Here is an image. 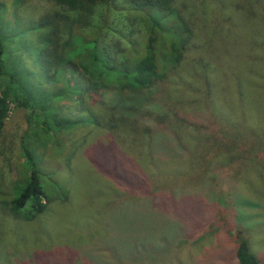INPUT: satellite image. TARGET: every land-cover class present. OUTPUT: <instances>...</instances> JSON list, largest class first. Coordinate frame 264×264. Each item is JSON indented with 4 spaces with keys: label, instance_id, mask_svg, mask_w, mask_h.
I'll return each instance as SVG.
<instances>
[{
    "label": "rangeland",
    "instance_id": "rangeland-1",
    "mask_svg": "<svg viewBox=\"0 0 264 264\" xmlns=\"http://www.w3.org/2000/svg\"><path fill=\"white\" fill-rule=\"evenodd\" d=\"M0 1L4 4L3 17L10 22L12 33L6 44L11 49L19 40L36 42V34L28 31L31 22L49 12H59L61 7L49 0ZM122 1H112L118 6L108 5L109 9L98 6L93 15L101 25L104 42L116 54L112 42L124 47L128 42L121 25L123 16L135 13L133 8L119 6ZM206 1L209 3L184 0V13ZM258 13L255 18L244 12L232 13L231 21L214 40H205L189 13L193 30L199 32L195 42L204 38L203 45L196 53L184 54L180 71L157 81L156 102L147 108L174 118L184 144H175L164 134L158 139L157 156L145 152L147 145L135 147L133 136L140 131L134 127L128 126L119 137L107 131V126L95 128L82 107H94L96 97L90 98L84 90L81 101L68 92L65 75L40 83L49 90L61 89V95L51 103L61 120H72V124L66 121L63 129L39 132L40 126L32 127L36 121L28 120L26 109L9 98L0 133V185L6 188L20 173L23 176L24 143L42 155L37 165L46 197L30 220L0 206V264L7 260L11 264H237L233 248L238 236L245 238L250 250L264 262V148L244 153L250 160L233 155L222 164L179 157L182 146L194 150L191 136L199 135L202 126L218 136L220 129H227L224 119H238L241 113L248 124L239 130L243 134L238 135V142L245 137L258 140L260 132L255 133L252 127L258 124L254 107L260 108L261 116L264 94L255 91L254 99L250 91L253 83L264 86V54L258 44L264 37V16ZM63 16L58 17L63 29L57 34L60 39L69 21ZM19 48L23 49L21 45ZM244 49L257 50L254 53H260L263 63L254 64L258 60ZM20 51L22 60L36 71L31 59H25L29 56ZM198 55L215 58V68H202ZM191 58L194 63L188 65ZM183 70L195 82L196 90L176 81ZM187 77L185 82H190ZM223 113L226 118H219ZM145 118L147 121L133 119L146 125L152 117L148 114ZM230 129L233 133L237 128ZM210 153L206 151V158ZM157 166L165 169L162 179L156 175Z\"/></svg>",
    "mask_w": 264,
    "mask_h": 264
},
{
    "label": "trees",
    "instance_id": "trees-1",
    "mask_svg": "<svg viewBox=\"0 0 264 264\" xmlns=\"http://www.w3.org/2000/svg\"><path fill=\"white\" fill-rule=\"evenodd\" d=\"M49 1L61 6L59 12L54 11L51 14L49 12L31 22L28 31L31 30L36 34V42L28 43L25 40L24 43L19 40L14 49L8 48L6 44L12 31H9L8 27L10 22L3 17L4 4L0 1V133L8 110L9 98L16 105L26 109L28 120L36 121L32 127L40 126L39 132L48 134L50 129H63L66 121L72 124V120L67 118L61 120L54 112L55 107L51 103L61 95V89L49 90L40 85L41 81L52 82L59 76L65 75L69 83L68 92L74 93L81 101L84 100L81 96L84 90H88L87 94L90 98L96 97V100H93L94 107H82L87 119L97 125L94 126L95 128L99 125L107 126V131L112 130L118 137L128 126L138 129L140 132L134 134L132 143L135 147L142 148L143 145H147L145 152L151 157L157 156L155 154H157L158 139L164 134H167L175 144L180 142L182 145L183 142L180 126L174 118L168 119L165 113H153L147 108L156 102L154 93L158 91L157 81H163L176 70L180 71L184 54L192 50L196 53L201 44L203 45L201 41L204 38L195 42L196 34L199 32L193 30L189 13L194 16L193 19L198 23L205 40L209 37L213 40L218 37L221 30L225 29L224 26L231 21L234 12H244L252 18H255L256 12H261L264 16V0H237L238 4H232L231 0H209V3L207 1L205 4L200 3V6L195 8L197 12L191 8L188 14L183 10L187 6L184 0H123L119 6L133 8L135 13L123 16L125 21L121 25L126 30L124 36L128 42L124 47L113 41L112 47L116 54L111 52L109 45L104 42L101 25L93 18V15L97 14L98 6L104 5L102 8L106 9L110 6H118L111 3L115 0ZM233 5H236L235 8H231ZM190 6L194 5L190 4ZM63 13L66 22L69 21L64 29L65 36L60 39L57 34L63 29L58 25L60 24L58 17H62ZM190 40L193 41L192 45ZM258 44L262 46L264 54V37ZM19 45L23 49H20ZM20 50L29 56L25 59L29 61L31 59L30 62L36 66V71L31 70L24 59L22 60ZM252 50L253 52L247 51L248 54L252 59L258 60L254 64L261 65L263 60L258 56L260 53L256 54L254 52L257 50ZM208 57L209 59H205L198 55L197 58L202 68L211 71L209 69L215 68V58L211 55ZM193 63L194 58H191L188 65ZM184 70L183 74L177 76L176 81L191 90H196L195 82L185 75ZM40 77L43 79L38 81L36 78ZM186 77L190 82H185ZM253 84L251 95L254 96L255 91L264 94V86L260 83ZM254 108L258 124L254 123L252 127L255 128V133L260 132L258 140H249L245 137L242 142H238V138L240 139L238 135L243 134V132L239 133V130L243 131L248 124L244 122L242 113L238 119L234 117L224 119L226 113L218 114V117L227 123L224 124L226 131L224 128L220 129L219 135L213 136L212 132H208L202 126L199 135L195 133V136H191L190 144L194 150L184 149L182 146L179 157H195L197 162L207 164L213 161L222 164L234 156L250 160L244 153H250L255 147L264 148V108L261 116L258 114L260 108ZM148 114L152 119L146 125L138 124L137 120L133 119L140 117L147 121L145 117ZM210 119V115H207L206 120L210 121ZM231 127L237 129L229 133ZM21 147L26 161L23 166V176L20 177V173V178L18 177L6 188L0 185V206L12 210L21 219L30 220L37 215L39 211L37 208L42 206V197H46V191L40 187L41 179L37 165L42 155L24 143ZM206 151L212 152L208 158ZM155 168L156 175L162 179L165 169L158 166ZM148 178L150 177L147 175ZM64 192L61 190V193ZM233 254L237 264H264L263 260L250 250L246 239L241 236L237 237ZM1 264H11V261L7 260Z\"/></svg>",
    "mask_w": 264,
    "mask_h": 264
}]
</instances>
